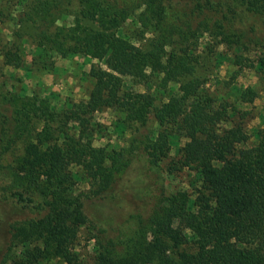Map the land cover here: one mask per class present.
Listing matches in <instances>:
<instances>
[{
    "label": "trees",
    "instance_id": "trees-1",
    "mask_svg": "<svg viewBox=\"0 0 264 264\" xmlns=\"http://www.w3.org/2000/svg\"><path fill=\"white\" fill-rule=\"evenodd\" d=\"M138 10V27L127 35L134 44L121 34ZM62 15L72 16L69 26L56 25ZM203 35L264 49V0L22 5L5 65L20 67L28 41L38 70H51L56 56L97 64L87 73V100L65 110L38 95L0 93V161L12 156L0 190L2 263L42 264L51 257L84 264L70 245L87 228L94 264H264V130L248 146L240 125L220 127L230 113L207 94L194 56ZM259 64L264 68V59ZM150 77L167 95L160 105L149 93L121 94L123 78L148 83ZM254 97L249 88L240 93L241 102ZM107 108L119 116L113 130L131 132L125 147L92 143L88 115ZM178 138L185 142L179 157L170 159ZM168 159V174L195 165L193 198L185 191L166 193L161 164ZM75 178L86 181L85 192L74 195ZM14 250L17 256L9 258Z\"/></svg>",
    "mask_w": 264,
    "mask_h": 264
},
{
    "label": "rangeland",
    "instance_id": "rangeland-1",
    "mask_svg": "<svg viewBox=\"0 0 264 264\" xmlns=\"http://www.w3.org/2000/svg\"><path fill=\"white\" fill-rule=\"evenodd\" d=\"M29 0H0V93L14 92L20 95H38L49 98L58 109L65 110L67 105H77L85 102L91 89V82L87 78V73L92 65L97 62L85 57L76 56L72 58L54 57V66L49 71L36 69L32 64L30 55L32 43H23L21 54L22 61L20 67L7 66L4 63V50L11 46L13 31L18 28V16L23 4ZM25 2V3H24ZM140 10L135 12L126 27L123 29L121 37L137 44L136 40L127 36L136 25V16ZM72 23V16L62 15L56 22L57 26H69ZM148 37V36H147ZM197 62V72L205 78V90L214 100L215 106L228 108L230 117L225 123L220 124L221 128H229L232 125H240L245 131L248 146L258 143L256 133L264 130V68H260V61L264 59V49L259 48H236L219 43L217 39H212L203 35L199 39L195 51ZM122 92L149 93L154 97L156 106L166 101V96L158 91L157 78L150 77L148 83H139L135 79L123 78ZM251 89L255 93L253 101L250 103L241 102L240 93L246 89ZM177 92V86L169 85L167 90ZM124 93V94H125ZM89 124L87 129L90 132L94 146H107L115 149L125 147L131 132L114 131V125L119 117L112 108L102 109L99 112L88 115ZM149 126L157 130L158 126L153 119L149 118ZM185 139L178 138L177 146H172L170 159H177L179 154L177 148L181 147ZM162 162L161 177L163 186L167 194L175 191H185L192 195V183L197 185V175L194 166L188 169L176 171L172 174L164 172L167 162ZM12 156L4 155L0 161V190L6 187L8 180V168L11 165ZM2 167V169H1ZM73 174L80 175L81 169L72 167ZM73 186L74 195L85 192L88 189L85 180L75 178ZM0 193V197H1ZM119 219V223L125 220ZM123 226L124 233L128 232V226ZM92 232L87 228L79 230L77 238L71 243L70 250L74 252L79 260L84 264H94ZM2 230H0V245H4ZM4 256V255H3ZM2 251H0V264L3 261ZM17 256V250L12 251L9 258ZM42 264H64L58 258H45ZM6 264V263H5Z\"/></svg>",
    "mask_w": 264,
    "mask_h": 264
}]
</instances>
